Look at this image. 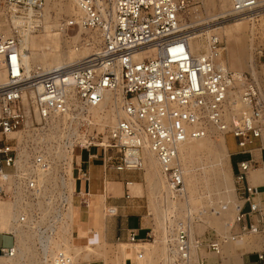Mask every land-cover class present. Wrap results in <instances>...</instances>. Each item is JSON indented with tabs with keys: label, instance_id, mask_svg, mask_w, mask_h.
<instances>
[{
	"label": "built area",
	"instance_id": "1",
	"mask_svg": "<svg viewBox=\"0 0 264 264\" xmlns=\"http://www.w3.org/2000/svg\"><path fill=\"white\" fill-rule=\"evenodd\" d=\"M46 2L3 0V5L11 25L22 20L30 32H36ZM74 2L82 16L62 19L60 30L87 31L84 39L73 44L89 50L71 63L28 67L17 32L0 34V208L4 200L21 203L18 222L35 229L32 243L39 264H79L63 250L44 256L40 245L68 207V190L59 178H49L54 172L56 177H68V158L54 162L49 148L73 152L75 180L88 184L74 189V197L80 198L78 207L87 205L91 197L90 175L77 162L80 153L94 148L89 157H101L106 174L143 170L146 152L152 153L171 202L164 205L165 264H231L225 248L245 235L262 237L261 249L251 252L257 256L253 264H264V204L249 180L252 170L261 167L264 171V162L260 166L252 153L264 136L263 70L254 75L249 69L235 70L220 63L226 46L216 30L205 32L207 49L194 55L189 46L192 30L183 27L190 0ZM240 18L256 29L264 18V0H229L228 9L213 24ZM93 33L96 40L88 37ZM256 62V68L264 67V47ZM231 90L239 91L247 107L239 125L229 117ZM109 92L121 96L123 115L114 127L101 131L102 127L93 125L90 110L100 106ZM210 125L225 131V136H234L236 154L248 155L237 161L234 173L237 200L230 228L239 229L196 235L193 228L205 212H197L188 203L180 146L189 138L205 136ZM55 163L57 169H53ZM129 185L127 180V199L131 198ZM116 214L117 208L110 205L108 215ZM2 233L13 240L10 246L0 247V256H14L15 234ZM127 239L134 245L154 241L155 232L150 228L145 239H140L130 229Z\"/></svg>",
	"mask_w": 264,
	"mask_h": 264
},
{
	"label": "bare ground",
	"instance_id": "2",
	"mask_svg": "<svg viewBox=\"0 0 264 264\" xmlns=\"http://www.w3.org/2000/svg\"><path fill=\"white\" fill-rule=\"evenodd\" d=\"M209 5L218 6L219 11L211 14L209 18H215L223 15L225 11L228 9V0H208ZM229 7V6H228ZM4 15L6 16L5 7H3ZM52 12L56 15L66 14L69 18H74L76 20H80L82 16V11L76 6L74 0H47L42 13L43 18L41 22V26L38 28L36 32H30L29 29L23 24L22 20H17L13 25L9 23V27H11L10 34H4L6 36L12 35L14 30L17 32L20 37V50L22 52V58L24 63L31 67L33 64H42L44 67H52L55 65H61L65 63H71L74 60L84 56L89 48L81 47L77 48L74 44H68L67 50L62 45L63 37L62 34L66 32V30L56 32L52 29L53 26L60 29L61 21L53 26H51L50 20L52 17ZM7 19V16H6ZM64 20V19H63ZM8 21V20H7ZM231 21V20H230ZM244 21L247 22L246 19L240 18L236 19L231 23L224 24L221 22V25L209 29L207 35L212 31H217L219 28L224 29V33L226 35V50L227 57L222 56L220 58V63L230 68H234L237 70H243L247 67L254 75L256 72L253 68V60L252 55L249 50L253 49L252 39L248 38V48L244 43L245 33L243 35H237V32L242 29L244 26ZM223 23V24H222ZM14 26V27H13ZM46 31V36L43 39L35 40L37 36L44 33ZM183 27L187 28L185 21L183 22ZM82 28L79 30L77 35L71 38L72 42H77L80 40V36L82 33H85ZM219 33V32H218ZM220 34V33H219ZM206 35V42L204 39L193 40L198 37L195 34V30H192L189 33L190 41L189 46L191 52L196 55L206 51L208 46V40ZM88 37H92L93 39H97L98 36L90 34ZM66 43H70L64 38ZM33 43H32V42ZM63 49V50H62ZM262 49V46L259 48ZM260 51V50H259ZM121 96H119L116 92L107 93L106 100L97 107H92L90 110L91 121L93 125H96L98 129H101V126L104 127L106 124H109L110 127H114L116 122L123 115V111L120 108L121 105ZM229 106H230V116L233 121L237 123V125L241 124L243 121L244 114L246 113V105L241 101L239 91L231 90L229 94ZM211 132L215 138L211 139ZM20 137V132L17 133ZM49 152L53 155V160L56 162V159H60L61 157H67V167H68V177L60 178L59 176H55V172L49 178H56L55 180L60 181L62 186H65L68 190V195H66V200L68 203V207L66 212H64V217H61L60 223L55 225L52 229V233L46 234L44 238L40 240V245H42V252L44 256L53 255L56 250H63L69 253L77 263H82L85 261H89L92 258H105L106 264H126L127 259H133V264H165L163 257L161 262L157 263V258H161L164 252V248H159L152 243H144L142 245H137L134 247H126L125 244H122L120 247V251L117 255L108 257L106 250L103 245L97 243L93 246L91 243L85 245L87 249L83 252V247L79 244L74 243V230L80 220L77 217L76 212L74 211L75 200H74V189H75V176H74V164H73V152L72 150L69 152L53 150L52 148L48 149ZM208 152L213 154L215 158L222 159V157H226L227 161L229 160V152L225 139V131L219 130L216 126L210 125L208 127V132L205 136L198 138H189L184 141L180 146V158L183 162V170L184 177L186 182V188L188 193L187 200L192 203L193 200V191L195 189L197 178L189 173V168L185 164L186 161H190L193 159L195 154ZM212 156V155H211ZM212 158V157H211ZM80 160V156L78 155V161ZM220 161V160H219ZM218 161V162H219ZM91 164V163H90ZM57 165H53V169H57ZM97 165V164H96ZM145 168H146V176L145 179L148 181L149 185V197L154 200L155 204L159 206V204H165L166 202H170L168 200L169 190L162 179L159 173V166L155 156L146 152L145 154ZM144 168V169H145ZM253 179L252 182L254 184H263L264 183V171L260 167V170L257 172H252ZM12 179V177H11ZM221 179V178H220ZM13 180H10L9 188L11 187V183ZM221 182V181H220ZM215 183V182H214ZM227 183V182H226ZM229 186V185H228ZM227 186V188H228ZM107 187V186H106ZM232 190V189H231ZM92 191V190H91ZM99 191V190H98ZM225 191V190H224ZM103 192V191H102ZM230 192V191H229ZM92 193H90L91 195ZM103 196H106V193H101ZM104 196V198H105ZM228 195H223L220 197L222 201L227 199ZM230 197V196H229ZM171 203V202H170ZM189 203V202H188ZM80 204V203H78ZM82 207H90V200L87 205H82ZM21 210V203L18 200H4L1 203L0 208V232H12L16 236V254L14 256L1 258L4 256H0V264H39L40 261L33 260V254L36 256L35 250L33 252V248L31 246L32 234L29 231L34 233L35 229L31 230L29 225H24L18 222V218L20 216L19 211ZM220 220V219H219ZM226 222H219L221 226ZM28 226V228H26ZM98 228V227H97ZM87 235L90 233H99L98 229L93 228H83ZM93 236V235H92ZM34 238V236H33ZM97 238V237H96ZM261 245V242L256 240L253 243H244L242 241H237V246L234 248V251L231 253L236 260L240 261L235 264H242L241 256L249 252L253 249H257ZM110 255V254H109ZM132 257V258H131ZM25 258L24 260H22ZM37 258V257H36ZM23 262H22V261Z\"/></svg>",
	"mask_w": 264,
	"mask_h": 264
},
{
	"label": "rangeland",
	"instance_id": "3",
	"mask_svg": "<svg viewBox=\"0 0 264 264\" xmlns=\"http://www.w3.org/2000/svg\"><path fill=\"white\" fill-rule=\"evenodd\" d=\"M228 6H229V0H228ZM3 7H4L3 0H0V33L10 34L11 27H9L10 25L6 19V16L4 15ZM217 10L219 11L218 6L209 5L208 0H190L188 8L186 10L184 21L188 29L195 30V34L198 36L194 38L193 40L203 38L204 41L206 42L205 34L208 32V30L212 28H216L221 25V23L213 24L214 22H216V19L218 18V16L212 19L209 18L211 14L216 13ZM62 19L69 20L70 18L66 14L56 15L54 12H52V17H51L49 24L53 26L59 23L60 21H62ZM234 20L224 21V24L231 23ZM52 29L56 32L60 31V29L55 26H53ZM43 30H44V27H43ZM217 31L220 33L225 43V46H227L226 35L224 33V29L219 28ZM254 31L256 32L255 36H254V33H255ZM243 32L246 34L245 39L243 41L245 45L247 46V48H248V43H249L248 38L251 37L252 39L253 49L249 50V52L252 55L254 71L255 72L258 70L260 71L262 69L264 72V67L258 66V68H256L255 66L257 63L256 62L257 57L258 55H260V52H261V49H259L261 47L260 44H262V48L264 47V18L259 21V24L256 26V29H254V27L251 26L248 22L244 21V26L242 27L241 30L237 32V35L239 36L243 35L242 34ZM45 34H46V31L44 30V33L40 34V36H37L35 40H39L42 38L44 39L46 36ZM75 35H77L76 30H70L62 34V37H63L62 45L65 47L63 48L65 52L67 50L66 45L68 46V44H73V42L71 43V38L74 37ZM84 37H86V35L82 33V35L80 36V40L84 39ZM64 38H66L67 41L70 43H66L65 42L66 40ZM256 39L259 41H257ZM255 43H257L258 45H255ZM225 56L227 57V50H226ZM231 69H234V68H231ZM247 69L248 68L245 67L241 71H245ZM262 78L264 80V76ZM102 128L103 129L101 131H106V130H109L111 127L109 124H106ZM95 129L98 130L97 128ZM211 136H213L212 132H211ZM211 139L215 140L214 136ZM226 139H227V146L229 150L235 151L237 149V144H236V139L234 138V136L229 134L226 136ZM230 151H229V154H230ZM79 153L80 152L77 150V154ZM88 153L90 152L87 151V154ZM179 159L181 163L183 164L180 157ZM219 160L215 158L213 154L208 153V152H203V153L195 154L192 160L190 161L187 160L185 163L189 168V173L193 174L197 178V183L193 191L192 203L190 202V200L188 202L194 207V209L197 212L201 210H204L205 212V214L201 216L202 219L198 221V223L195 224V228H193V231L196 235H199V234L201 235L205 232H209L212 230H215L217 233H220V234H229L230 232L231 233L236 232L235 227H233V229L230 228V225L233 222V219L235 216V210H234L233 205H234V202H236L237 200L236 195H235L234 174L232 170L233 162H232L231 154L229 156L228 161L226 157H222V159H219ZM101 165H103V163ZM101 167H102V173L98 175L99 180L94 179L93 176L91 179V190H92L91 193L92 194L90 197V207H89V210L87 207L85 208V210H88L90 212V219L87 223L82 224L83 227L78 226L79 223L77 224L74 230V233H73L74 243L81 245L83 247V252H85L87 250L85 248V245H87L88 243H91L94 246L98 240L99 244L103 245L104 249L106 250L107 256L109 258L119 253L120 247L122 244H125L126 247H131V246L134 247L137 245H142L144 243H152L153 245L161 249L164 248V252L161 258H159V260L157 258V263L161 262L162 257H164L166 241L168 238V234H167L165 224H164V219L166 215L164 205L169 202H166L165 204L161 203L158 206L155 204L154 200L149 197L148 195L149 185H148V181L145 179L146 171H147L146 168L140 171H130V172L124 173L127 176H129L128 179H125L124 184L127 180H129L131 182L133 181V182L139 183L142 188L141 192L135 193L134 186L133 185L128 186L130 195L139 197L140 207L143 210L142 213L147 215V217L149 218L150 224L152 225L154 229L155 240L154 241L153 240L152 241H142L135 245L131 244L128 241L127 236L124 238H120V239L107 240L105 238V230L107 228V223L111 221V218L108 215V207L110 206L109 202L111 199L127 200V198L125 196L126 188L123 186V182L120 181V179L115 178V177H109L108 175L106 177L105 168L104 166H101ZM6 170L10 171L11 169L6 168ZM134 176H137V177L135 178ZM114 182H117L119 184L118 193L114 195H111V194H107V196L104 195L105 196L104 198L103 194L101 193H108V190L111 187V184H113ZM226 194L228 195L227 196L228 198L222 201L220 197ZM74 200H75V205H76L74 206V211L76 212L75 215H79V213L81 212V208H82V206L80 207L77 206V205H80L78 204L80 203L79 202L80 198L75 196ZM224 204L228 205L226 210H223ZM213 209L215 210V212H213ZM217 209H222V210L218 211ZM125 210L129 213H132V212L138 211L139 209L135 205H129V207H127ZM219 222H226V223L220 226ZM133 223L134 221L132 219L131 224ZM85 227L93 228L96 230L98 229L99 233H90L89 235H87L83 229ZM29 232H31L32 234L31 236L33 238L35 233H33L32 231H29ZM12 240H13L12 236L0 232V247L10 246L12 244ZM256 240L261 242V245L258 247L259 249H261L260 247L262 246V237L259 235H252V236L245 235V236H242V239H240L239 241H242L244 243H253ZM31 246L34 252L35 247L32 243V239H31ZM236 246H237V241L234 244H229L225 248L226 255L228 256L230 260H234L233 261L234 263H238L240 261L239 259L236 260L233 256H231V253L234 251V248H236ZM259 249H255V250H259ZM251 251H254V249ZM35 253H36V250H35ZM36 257H37V254L36 256L33 254L32 256L33 260H36L38 262V258ZM1 258H5V257H1ZM24 259L25 258H23L22 260ZM240 259L242 261V256ZM126 262H127L126 264H130V263L133 264V259H127ZM87 263L106 264V259L103 257L102 258H92L91 260L82 262L80 264H87Z\"/></svg>",
	"mask_w": 264,
	"mask_h": 264
},
{
	"label": "crops",
	"instance_id": "4",
	"mask_svg": "<svg viewBox=\"0 0 264 264\" xmlns=\"http://www.w3.org/2000/svg\"><path fill=\"white\" fill-rule=\"evenodd\" d=\"M226 139V136H225ZM226 144H227V139H226ZM263 145V148H260V146ZM228 148V146H227ZM229 148H228V152H229ZM238 151V148L235 151H230L231 157H232V162H233V166H232V170H233V174L235 173V167H236V163L237 161L242 158V157H248V155H238L236 154ZM90 153L87 154L86 152H83L82 154H80V160L78 161L77 158V162L79 164L82 165L83 167V171L85 173H89L91 179L92 176L94 179L99 180L98 175L102 173V160L101 157H99L98 159H93L90 156L91 153L95 152V149L92 148L90 151ZM86 153V154H85ZM252 153L254 154V156L256 157L257 161H259V165L261 166L262 163L264 162V136L261 140L257 141V143L255 144ZM229 154V156H230ZM235 158V160H234ZM91 163V164H90ZM97 164V165H96ZM260 170V168L252 170L250 172L249 175V180L252 182L253 179V173L252 172H258ZM126 172H115V171H109L107 172V174L105 175L107 177V175L109 177H115L120 179V181L123 182V186L125 187L124 181L125 179H128L129 176H127L126 174H124ZM76 174V172H74V175ZM119 174V175H118ZM114 175V176H113ZM135 178L137 176H134ZM97 182V181H96ZM75 185L76 187H83V188H87L88 184L85 181H78L75 180ZM131 185L134 186V191L135 193H139L141 192V186L139 183L136 182H131ZM257 186L258 189V193H257V199L260 203L264 204V183L263 184H255ZM89 187H90V192H91V180L89 183ZM119 191V184L117 182H114L113 184H111V187L108 190L107 194H117ZM112 198V197H110ZM110 205H113L114 207L117 208V214L116 215H109V217L111 218V221H109L107 223V228L105 230V238L107 240H114V239H120V238H124L127 236V233L130 229H134L137 234L138 237L140 239H145L147 232L150 228H153L152 225L150 224L149 218L147 217V215L142 213V209L140 207V200L138 196H131L130 199L124 200H115V199H111L109 202ZM129 205H135L139 210L129 213L127 212L125 209L127 207H129ZM89 210V207H87ZM246 209H248V205H246ZM88 210H85V207L81 208V212L79 213V215H77V217L80 218L79 220V225L80 227H83L82 224H85L89 221L90 219V212ZM88 211V212H87ZM133 219L134 223L131 224V220ZM120 222V223H119ZM106 225V223H105ZM237 231L239 229L238 226H235ZM262 247V246H261ZM260 247V248H261ZM259 249V248H257ZM255 250V249H254ZM257 260V256L255 252H246L242 255V264H253L255 263ZM234 260H230L231 264H235L233 262ZM87 264H91V263H87Z\"/></svg>",
	"mask_w": 264,
	"mask_h": 264
}]
</instances>
